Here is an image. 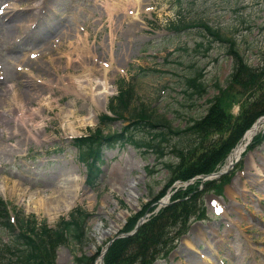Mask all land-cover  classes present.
I'll list each match as a JSON object with an SVG mask.
<instances>
[{
  "label": "rangeland",
  "instance_id": "obj_1",
  "mask_svg": "<svg viewBox=\"0 0 264 264\" xmlns=\"http://www.w3.org/2000/svg\"><path fill=\"white\" fill-rule=\"evenodd\" d=\"M134 1L106 0L114 11L122 6L128 12L125 16L120 10L110 21L99 0H0V8L10 6L12 14L0 20V204L6 206L17 235L21 234L18 220L28 222L22 231L30 239L42 236L43 228L52 232L71 213L83 214L84 242L59 245L54 262L76 264L75 257H87L92 264H98L99 258V264H104L115 242L136 236L161 210L181 206L176 195L193 187L181 198H189L186 213L164 229L161 242L167 245L156 248L149 264H264V123L239 160L224 169L243 137L211 175L176 180L177 173L168 174L163 164L182 167L190 163L200 147L225 140L226 132L214 134L197 149L193 138L189 146L196 149L194 155L182 154L180 160L172 152L185 145L184 135L168 133L166 141L159 143L161 156L159 150L130 141L101 148L100 174L94 184L86 183V148L93 145L94 151L103 144L102 138L124 134L126 128L127 137L134 141L148 139L131 127L134 110L146 109L154 119L165 118L173 130H184L192 118L206 115L207 101L218 95L217 84L231 98L228 108H223L227 122L234 124L239 119L251 94H243L233 82L230 89L226 86L232 72L227 49L203 38L205 33L195 26L202 23L220 30L234 39L250 67L262 69L264 65V0H142L140 7ZM8 28L12 29L9 33ZM77 34L80 40L86 39L93 60L73 50ZM34 53L42 59L33 61L30 55ZM111 55L115 62L107 74L109 89L94 83L90 87L99 88L92 93L95 96L77 92L68 76L71 73L80 76L82 87L89 89L85 83L89 78L74 61L77 56L86 65L109 64ZM66 56L72 61L67 69ZM191 78L204 84L205 94L196 95L191 88L188 92L193 95H185V80ZM121 88L132 90L133 99L127 112L116 117L111 104ZM30 91L36 93L34 97ZM34 110L41 114L31 117ZM259 120L264 122V116L253 123ZM75 141L84 143L82 161H78L81 152ZM147 168L155 174L150 177ZM72 189L78 194L68 201V210L60 205L54 211L44 204L51 193L63 190L69 195ZM164 189L159 201L153 202ZM133 216V228L124 231ZM117 226V232L107 233ZM12 237L11 232L0 230V255L5 264H20L17 254L8 253Z\"/></svg>",
  "mask_w": 264,
  "mask_h": 264
},
{
  "label": "trees",
  "instance_id": "obj_2",
  "mask_svg": "<svg viewBox=\"0 0 264 264\" xmlns=\"http://www.w3.org/2000/svg\"><path fill=\"white\" fill-rule=\"evenodd\" d=\"M174 28L178 29L177 27ZM195 28H201L200 30L205 33L203 38L210 41V43L222 44L227 49L226 56H229L230 59H232V72L227 80L226 86H229L228 88L230 89L231 85L236 84V88H240V90L242 89L243 94H251V97L249 98V100H251L246 104L242 103L243 105L240 111L241 116L239 115V119L234 124L227 122L225 114L223 113V108L224 106L228 108L226 104L231 101V98L226 96L228 94V91L225 90L226 88L223 89L217 84L215 85V88L218 95L207 101L209 107L206 110V115L199 117L198 119L192 118L191 123L188 124V127L184 130H173L170 123L165 120V118L159 116L154 119L146 109H140V111L134 110L132 117L135 121H131V127L137 128V130H140L144 135L146 134L148 139H142V142L140 143L139 141H134L130 136L127 137L126 132L129 128H126L124 134L115 133L107 138H102L103 144L96 147L94 151L92 149L93 145L92 147L86 148L89 152L86 154V158L89 160L87 162L88 175L86 183L94 184L95 179L98 178L100 174L98 167L101 163L99 162L101 148L122 146L126 144V141H130L134 145H142L148 149H153L154 151L159 150L157 153L161 156L164 154H162L159 143L166 141L168 133L174 136L184 135L187 137L185 138V145L179 147V149L176 148L174 152H172L175 154L176 159L180 160L182 154L185 157L194 155L193 152L197 149V146L203 141H208V139L211 138V136H214V134L221 135V133L226 132L228 137L225 140L221 139L219 143L217 142L216 144L207 147L206 145L200 147V150L195 153L197 155L191 157L190 163L183 164L182 167L175 166L172 162L163 164V167L168 170V174L169 171L172 175L177 173V179L175 177L176 180L190 181L196 176L202 177L211 175L221 168L220 166L223 165L229 152L233 150L245 132L253 127V122L264 116V65L261 67L262 69L259 67H250L242 57L238 48H236L234 39L225 36L220 30H214L212 27L202 23L195 26L194 29ZM262 55V61L264 64V54ZM185 82L187 86V91L184 92L185 95H193L192 92H188L191 88L196 95L202 96L206 93L204 84L196 81L195 78L188 79L187 81L185 80ZM121 90L118 97L113 101L116 105H114L115 103L111 104V113L116 117H120L123 111L127 112V109L129 108L128 106L133 99L132 90H122V92ZM238 96L240 95L237 94V97ZM225 127H227V129L224 130ZM189 136L192 137H190V140ZM193 138L196 140V143H194V148L196 149H192L193 147L189 146V142H194L191 141ZM255 141L254 138L253 142ZM75 143L78 148L77 151L81 152L78 161H82V154L84 153V147L82 146L84 143L83 141H75ZM176 168H178L179 171L175 172L174 169ZM146 172L150 177L155 174V170L151 171L148 168L146 169ZM190 188L188 187L185 193H179L176 195L175 199L178 198L179 201L182 202L181 206L180 204H175L169 208L161 210L160 213H158L159 215L149 222L146 229H139L136 236H129L127 239H121L115 242L108 251V254L104 257V264H123L130 263V261L133 260L138 261L139 264H149L150 261L148 258L151 254L153 255L156 253V248L161 244L167 245V243L161 242L164 236V229L171 227L175 220L181 218L187 210L188 207L185 208V206L188 204L186 200L189 198L186 200L183 199L185 196H188ZM165 189L167 188L165 187ZM165 189L160 191L162 193H160L158 197L153 198V202L159 201L160 197L163 196ZM142 209L146 208L143 207ZM184 209L185 211L183 212ZM8 215L9 213L6 210V206L4 208V206L0 204V230L4 232L7 231L8 233L11 232L13 234L11 248H9L8 253L17 254L19 257L17 262L20 264H55L56 249L59 245H64V243L72 241V244L80 246L85 240L86 217L83 216V214L78 215L77 213H71L67 220H60L52 232L48 231L47 228H43V235H33L32 239L27 237L22 231V228H24L28 222L25 219L18 220L19 225L17 226V229L21 231V234L17 235L15 225L12 224V220H9ZM134 218L135 217L133 216L132 219L127 222L123 228L124 231L133 228V223L135 222ZM151 258H153V256H151ZM4 261L7 262L2 259L0 255V264H5ZM74 261L76 264H92L87 257H75Z\"/></svg>",
  "mask_w": 264,
  "mask_h": 264
},
{
  "label": "bare ground",
  "instance_id": "obj_3",
  "mask_svg": "<svg viewBox=\"0 0 264 264\" xmlns=\"http://www.w3.org/2000/svg\"><path fill=\"white\" fill-rule=\"evenodd\" d=\"M106 1V0H105ZM100 2V1H99ZM142 2V0H136V2L134 1V5H136V7H140V3ZM102 5V7H104V9L106 8L107 10H108V15H109V20L111 21L112 20V16L114 15V14H117L120 10H122V11H124V15L125 16H128V12L126 11V9H124L122 6H118V7H116V9L118 10L117 12L116 11H114V9L113 8H110L106 3H103V4H101ZM116 12V13H115ZM114 17V16H113ZM3 21V20H2ZM2 21L0 22V26H3L2 25ZM113 22V21H112ZM12 29H13V27H12ZM12 29H10V28H8L7 29V32L9 33ZM113 36V35H112ZM111 36V37H112ZM82 37V36H81ZM111 37H110V39H111ZM69 38V37H68ZM76 38H77V40H76V42L74 43L75 45H74V47H73V44L72 43H70V42H68V46H70L71 48H74L73 50L74 51H76V52H79L80 50L82 51V52H84L85 54H87V56H88V54L89 55H91L90 54V51H92V50H90L89 51V47H88V44H86V39H83V37H82V39L83 40H80V35L79 34H77L76 35ZM111 41V40H110ZM54 42H56V41H54ZM61 43V42H60ZM54 44H56V43H54ZM90 44V43H89ZM59 48V47H58ZM70 48V49H71ZM62 51V50H61ZM65 51V50H64ZM80 51V52H81ZM76 52H73V53H76ZM93 52V51H92ZM66 54V53H65ZM64 55V54H63ZM114 55V54H113ZM74 56V55H73ZM81 56V55H80ZM80 56H77V59L76 60H74V61H76L75 63H77L78 62V64L80 65V67H81V69H82V73H84L85 75H87V77L86 78H89L88 79V81H86L85 83H87L86 85L89 87V89L87 88V87H82V85H81V81H79V77L80 76H75V74L73 73H71V74H69L68 76H69V78H70V80L72 81L71 82V85L73 86V87H75V89L77 90V92H78V90L79 91H86V93L88 92V93H90V94H92V93H94V92H96V90H98L100 87H104V90H106L107 88H108V86H107V83H108V79H107V77L109 76V75H107L108 74V72L110 71V69L112 68V66L114 65V64H112L113 63V61H114V59H113V57H112V55L110 56V58H109V64H86L85 65V63L86 62H84L85 60H81V59H79L80 58ZM67 57V56H66ZM91 57H92V60H93V58H95V55L94 54H92L91 55ZM82 58V57H81ZM87 59V58H86ZM73 60V59H72ZM89 60V59H88ZM70 62H72V61H70L69 60V56L66 58V69L67 68H69L70 67V65L72 64H70ZM115 62V61H114ZM98 65V66H97ZM71 69V68H70ZM96 84V86H98V87H96L95 89H93V88H91L90 86L92 85V84ZM85 86V85H84ZM109 89V88H108ZM107 91V90H106ZM104 93V92H103ZM15 94V93H14ZM17 94V93H16ZM30 96L31 97H34L35 96V94L36 93H34V94H32V92L30 91ZM97 94V93H96ZM108 94V93H107ZM83 95H84V93H83ZM93 95V94H92ZM91 95V96H92ZM98 95V94H97ZM96 95V96H97ZM90 96V97H91ZM93 96H95V95H93ZM89 98V97H88ZM93 98V97H92ZM94 99V98H93ZM18 100V99H17ZM91 101V100H90ZM19 104V103H18ZM23 107V106H22ZM19 109V108H18ZM42 109V108H41ZM21 112H22V110H21ZM31 114H30V116L31 115H34V114H41V111L40 110H34V111H31L30 112ZM22 114V113H21ZM70 115V114H69ZM35 116V115H34ZM19 117V116H18ZM32 117V116H31ZM19 118H22V117H19ZM25 118V117H24ZM68 119V118H67ZM25 121V120H24ZM68 121V120H67ZM260 121V120H259ZM259 121H257L256 122V124H254L253 125V127L251 128V129H249V130H247L246 132H245V134H244V136H243V139H242V141H241V143H240V146L239 147H237L235 150H233V153L230 155V157L227 159V163H226V165L224 166V169H226V168H228V166L230 165V163H233V161H237V160H239V158H241V155H243V153L246 151V147L248 146V143H250L251 141H252V139H254L255 138V136H256V134H257V131H258V129H260L259 127L264 123L262 120L259 122ZM22 124V123H21ZM23 126H24V124H22ZM38 125V124H37ZM25 127V126H24ZM21 129V128H20ZM18 132V131H17ZM34 136V135H33ZM35 139V138H34ZM254 167H256V165L254 166ZM257 170H259L258 168H257ZM118 179H120V177L118 178ZM16 188V185L15 186H13V188ZM66 191H67V189H65ZM64 191L62 190L61 192L60 191H57V192H54V193H51V198H46V199H44L45 201H44V204L47 206V208L49 209V208H53L54 209V211H56V210H58L59 209V207L58 206H63V207H65V208H67V210H68V208H69V205L71 204V203H69L68 204V201L70 200V201H74L73 199H76L77 198V189H72L70 192H69V195H71V196H69L68 194H66L65 192L63 193ZM25 193V192H24ZM68 193V192H67ZM71 198V199H70ZM166 199H164V201H165ZM42 201L43 200H41V203H42ZM42 206H43V204H42ZM41 206V207H42ZM72 207V206H71ZM45 208V207H44ZM60 211V210H59ZM102 228V227H101ZM120 228H119V226H117V229H115V230H112V229H109V230H107V233H110L111 231L112 232H117L118 230H119ZM101 233V231L98 229V234H100ZM203 237H205V234L204 235H202V238ZM206 257L205 255H202V259H204V258ZM100 258H99V260H98V264L100 263Z\"/></svg>",
  "mask_w": 264,
  "mask_h": 264
},
{
  "label": "water",
  "instance_id": "obj_4",
  "mask_svg": "<svg viewBox=\"0 0 264 264\" xmlns=\"http://www.w3.org/2000/svg\"><path fill=\"white\" fill-rule=\"evenodd\" d=\"M217 175H220V174H217Z\"/></svg>",
  "mask_w": 264,
  "mask_h": 264
}]
</instances>
